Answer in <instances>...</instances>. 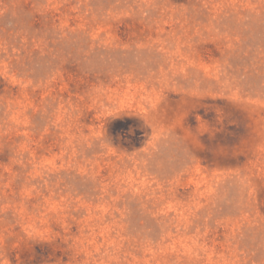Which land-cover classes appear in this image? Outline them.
<instances>
[{
	"label": "rangeland",
	"instance_id": "obj_1",
	"mask_svg": "<svg viewBox=\"0 0 264 264\" xmlns=\"http://www.w3.org/2000/svg\"><path fill=\"white\" fill-rule=\"evenodd\" d=\"M0 264H264V0H0Z\"/></svg>",
	"mask_w": 264,
	"mask_h": 264
}]
</instances>
